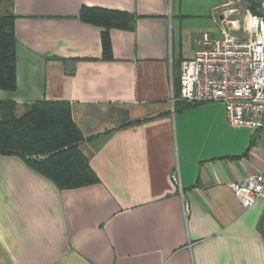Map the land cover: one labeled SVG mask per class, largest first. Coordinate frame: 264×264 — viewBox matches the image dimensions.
<instances>
[{
  "label": "crops",
  "instance_id": "crops-1",
  "mask_svg": "<svg viewBox=\"0 0 264 264\" xmlns=\"http://www.w3.org/2000/svg\"><path fill=\"white\" fill-rule=\"evenodd\" d=\"M241 2L249 7L0 0L18 39V87L0 89V100L20 114L35 101H69L101 179L60 189L21 156L0 154V264H264V197L246 210L231 187L264 173V127L231 126L221 102L184 109L172 99L195 38L218 37V7ZM84 6L136 16L134 29L110 30L114 59H103L104 28L80 18Z\"/></svg>",
  "mask_w": 264,
  "mask_h": 264
},
{
  "label": "trees",
  "instance_id": "trees-1",
  "mask_svg": "<svg viewBox=\"0 0 264 264\" xmlns=\"http://www.w3.org/2000/svg\"><path fill=\"white\" fill-rule=\"evenodd\" d=\"M250 10L258 11L260 0H248ZM80 18L102 26L103 59H114L110 30L134 29L136 16L126 11L84 6ZM16 15L0 14V89L18 87V39ZM176 107L184 109L201 104L180 99V76L174 81ZM0 154L19 155L32 168L53 180L60 189H75L101 182L89 158L80 149L84 134L73 117L72 104L66 100H40L25 105L0 100Z\"/></svg>",
  "mask_w": 264,
  "mask_h": 264
},
{
  "label": "built area",
  "instance_id": "built-area-1",
  "mask_svg": "<svg viewBox=\"0 0 264 264\" xmlns=\"http://www.w3.org/2000/svg\"><path fill=\"white\" fill-rule=\"evenodd\" d=\"M256 13L247 8L239 34L229 32L242 26L231 18L239 8L218 7L220 36L204 33L195 38L196 53L182 62L180 99L189 102H221L226 106L233 127H264V0ZM172 99L176 100L172 85ZM181 186L179 173L173 175ZM233 192L244 209L264 197V173L249 175L231 183ZM188 205L185 206L186 212Z\"/></svg>",
  "mask_w": 264,
  "mask_h": 264
},
{
  "label": "rangeland",
  "instance_id": "rangeland-1",
  "mask_svg": "<svg viewBox=\"0 0 264 264\" xmlns=\"http://www.w3.org/2000/svg\"><path fill=\"white\" fill-rule=\"evenodd\" d=\"M237 7L239 8L240 10V13H234L232 14L231 18L233 19H240L242 22V26H240L238 29H235V30H231L229 29V26L227 24H225V26L227 27L228 31L229 32H232V33H236V34H239L241 29L243 28V25H244V22H243V14L245 13V11L247 10L248 8V5H246V3H238ZM220 18V17H219ZM212 29L214 30V32H216L217 36H220V27L218 24L216 23H212ZM0 117H1V114H0Z\"/></svg>",
  "mask_w": 264,
  "mask_h": 264
},
{
  "label": "water",
  "instance_id": "water-1",
  "mask_svg": "<svg viewBox=\"0 0 264 264\" xmlns=\"http://www.w3.org/2000/svg\"><path fill=\"white\" fill-rule=\"evenodd\" d=\"M66 67L68 68V69H74V67H75V62L73 61V60H67L66 61Z\"/></svg>",
  "mask_w": 264,
  "mask_h": 264
}]
</instances>
